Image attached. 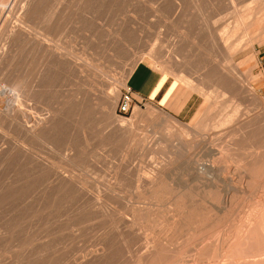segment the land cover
<instances>
[{"label": "rangeland", "instance_id": "1", "mask_svg": "<svg viewBox=\"0 0 264 264\" xmlns=\"http://www.w3.org/2000/svg\"><path fill=\"white\" fill-rule=\"evenodd\" d=\"M165 2L0 0V264H264V0Z\"/></svg>", "mask_w": 264, "mask_h": 264}, {"label": "crops", "instance_id": "2", "mask_svg": "<svg viewBox=\"0 0 264 264\" xmlns=\"http://www.w3.org/2000/svg\"><path fill=\"white\" fill-rule=\"evenodd\" d=\"M128 85L132 91L134 102H167L170 96L167 100L165 98L172 86L169 84V78H164L162 72L146 62L138 63L128 79Z\"/></svg>", "mask_w": 264, "mask_h": 264}, {"label": "bare ground", "instance_id": "3", "mask_svg": "<svg viewBox=\"0 0 264 264\" xmlns=\"http://www.w3.org/2000/svg\"><path fill=\"white\" fill-rule=\"evenodd\" d=\"M150 1H151V0H150ZM161 1H162V0H161ZM14 2H15V1H14ZM143 2H144V1H143ZM164 2H165V0H164ZM138 3H139V2H138ZM153 3H154V2H153ZM159 3H161V4H160L161 6L163 5L162 2H159ZM174 3H176L175 0H174ZM9 4H10V3H9ZM27 4H28V3H27ZM165 4H166V2H165ZM2 5H4V4H2ZM5 5H6V3H5ZM12 5H13V4H12ZM12 5H11V6H12ZM30 5H31V4H30ZM158 5H159V4H158ZM166 5H167V4H166ZM26 6H27V5H26ZM140 6H141V5H140ZM177 6H178V5H177ZM180 6H181V5H180ZM21 7H22V6H21ZM2 8H4V6H3ZM8 8H9V6H8ZM180 9H181V7H180ZM154 10H155V9H154ZM157 10H158V9H157ZM163 10H164V9H162L161 11H163ZM154 12H155V11H154ZM245 16H248V15H245ZM249 16H250V15H249ZM257 18H258V17H257ZM262 19H264V18H262ZM258 20H259V19H258ZM239 21H240V20H239ZM261 22H262V21H261ZM12 25H13V24H12ZM17 25H18V24H17ZM239 26H240V25H239ZM257 26H258V25H257ZM259 26H260V25H259ZM253 27H255V26H253ZM17 28H18V27H17ZM11 30H12V29H11ZM14 30H15V28H14ZM14 30H13V31H14ZM18 30H19V28H18ZM23 30H24V29H23ZM25 30H26V29H25ZM9 31H10V30H9ZM253 31H254V30H253ZM10 32H11V31H10ZM17 32H18V31H17ZM20 32H22V31H20ZM24 32H26V31H24ZM222 32H223V31H222ZM224 32H225V31H224ZM224 32H223L222 34L225 35ZM226 32H227V31H226ZM26 33L28 34V32H26ZM227 33H228V32H227ZM227 33H226V34H227ZM12 34H15V33L12 32ZM27 34H24V35H27ZM9 35H11V33H9ZM9 35H8V36H9ZM9 37H10V36H9ZM28 37H29V35H28ZM33 37H35V36H33ZM33 37H32V38H33ZM39 37H40V36H39ZM39 37H38V38H39ZM222 37H224V36H222ZM228 37H229V36H228ZM35 38H36V37H35ZM35 38H34V39H35ZM263 38H264V37H263ZM26 39H27V38H26ZM30 39H31V38H30ZM40 39H41V37H40ZM40 39H39V40H40ZM221 39H222V38H221ZM229 39H230V38H229ZM28 40H29V39H28ZM39 40H37V43H38ZM45 40H46V39L44 38L43 41H45ZM31 42H32V41H31ZM39 42H41V40H40ZM48 43H49V42H48ZM223 43H224V42H222V44H223ZM40 44H42V42H41ZM10 45H11V44H10ZM35 45H37V44L35 43ZM47 45H49V44H47ZM237 45H238V44H237ZM37 46H38V45H37ZM41 46H42V45H41ZM44 46H45V45H44ZM223 46H224V45H223ZM4 47H6L5 44H4ZM38 47H40V46H38ZM48 47H49V46H48ZM51 47L53 48V46H51ZM54 47H57V46H54ZM234 47L236 48V46H234ZM234 47H232V48H234ZM45 48H47V47H45ZM57 48H58V47H57ZM237 48H238V47H237ZM41 49H42V48H41ZM43 49H44V48H43ZM43 49H42V50H43ZM49 49H51V48H49ZM5 50H6V49H5ZM54 50H55V48H54ZM56 50H57V49H56ZM56 50H55V51H56ZM11 51H12V50H11ZM49 51H51V50H49ZM4 52H5V51H4ZM8 52H9V51H8ZM46 52H47V50H46ZM51 52H54V51H51ZM226 52H228V51H226ZM0 53H1V50H0ZM5 53H6V52H5ZM2 54H4V53L2 52ZM2 54H1V55H2ZM8 54H9V53H8ZM56 54H57V53H56ZM60 54H61V53H60ZM61 55H62V54H61ZM61 55H60V56H61ZM5 56H6V57H9V56L6 55V54H5ZM5 56H4V57H5ZM60 56H58V58H59ZM225 57H226V56H225ZM60 58H61V57H60ZM227 58H228V57H227ZM62 59H63V58H62ZM227 60H228V59H227ZM1 61H2V60H1ZM227 62H229V61H227ZM230 63H231V62H230ZM230 63H229V65H230ZM218 64H219V63H218ZM216 65H217V64H216ZM229 65H228V66H229ZM134 67H136V66H134ZM218 68H219V67H218ZM220 68H221V67H220ZM222 69H223V68H222ZM222 69H221V70H222ZM227 69H228V68H227ZM221 70H220V71H221ZM224 70H225V69H224ZM224 70H222V71H224ZM233 70L235 71L234 68H233ZM225 71H226V70H225ZM229 71H230V73H232L230 69H229ZM130 72H131V71H130ZM132 72H133V71H132ZM132 72H131V74H132ZM226 72H227V71H226ZM129 74H130V73H129ZM131 74H130V75H131ZM222 74H223V72H222ZM222 74H221V75H222ZM233 74H234V73H233ZM235 74H236V73H235ZM221 75H220V76H221ZM228 75H229V74H228ZM228 75H227V76H228ZM231 75H232V74H231ZM231 75H230L229 77H231ZM220 76H219V77H220ZM227 76L225 75V77H227ZM221 77H222V76H221ZM223 77H224V76H223ZM127 78H129V77H127ZM234 78H236V77H234ZM181 79H182V78H181ZM222 79H223V78H222ZM124 80H128V79H124ZM227 80H228V78H227ZM227 80H226L225 82H228V81H229V80H228V81H227ZM234 81H236V80L234 79ZM186 82H188V81H186ZM125 83H126V82H125ZM125 83H124V84H125ZM231 83H232V82H231ZM233 83H234V82H233ZM233 83L231 84V86L234 85ZM235 83L237 84V82H235ZM124 84H123V85H124ZM186 84H187V83H186ZM188 84H189V82H188ZM186 86H187V85H186ZM190 86H191V85H190ZM231 86H230V87H231ZM235 86H236V85H235ZM226 87H227V86H226ZM236 87H237V86H236ZM242 87H243V86H242ZM244 87H245V85H244ZM230 89H231V88H230ZM232 89L234 90V88H232ZM236 89H237V88H236ZM226 91H227V90H226ZM247 91H248V90H247ZM204 92H205V91H204ZM229 92H230V91H229ZM232 92H233V91H232ZM202 94H203V92H202ZM204 94H205V93H204ZM204 94H203V95H204ZM110 98H111V97H110ZM112 98H113V97H112ZM115 99H116V98H115ZM109 100H110V99H109ZM114 105H115V103H114ZM144 114H145V113H144ZM148 114H149V113H148ZM227 115H228V114H227ZM246 117H247V116H246ZM226 119H227V118H226ZM226 119H225V120H226ZM231 119H232V118H231ZM243 119H244V118H243ZM246 119H247V118H246ZM246 119H245V120H246ZM245 120H244V121H245ZM249 121H250V120H249ZM249 121H247V122H249ZM121 122H122V123H121ZM123 122H124V120H120V126H123V125H124ZM247 122H244V123H247ZM118 124H119V123H118ZM242 124H243V123H242ZM247 124L249 125L250 123H247ZM252 125H253V124H252ZM242 126H244V125H242ZM245 126H246V125H245ZM251 128H252V127H251ZM242 132H243V131H242ZM242 134H243V133H242ZM257 159H258V158H257ZM263 160H264V159H263ZM254 161H255V160H254ZM257 162H258V161H257ZM262 163H263V162H262ZM254 165H255V164H254ZM256 165H258V164H256ZM208 166H210V165H208ZM194 168H195V167H194ZM205 168H206V167H205ZM213 168H214V167H213ZM254 168H255V166H254ZM203 170H204V169H203ZM208 170H211V169H208ZM208 170H207V171H208ZM217 170H219V169H217ZM253 171H254V170H253ZM210 172H213V171H210ZM250 172H251V171H250ZM212 175H213V174H212ZM263 177H264V176H263ZM155 181H156V180H155ZM151 182H152V181H151ZM161 182H162V181H161ZM152 184H153V183H152ZM154 184H155V183H154ZM157 184H158V183H157ZM161 184H163V183H161ZM159 186H161V185H159ZM151 187H152V186H151ZM154 187H155V186H154ZM154 189H157V188H154ZM152 190H153V188H152ZM158 190H159V189H158ZM170 190H171V189H170ZM155 191H156V190H155ZM212 191H213V190H212ZM159 193H160V191H159ZM159 193H157V194H158V197H159V195H160ZM226 193H227V192H226ZM154 195H156V194H154ZM174 195H175V194H174ZM158 197H157V198H158ZM207 201H208V200H207ZM175 202H176V201H175ZM180 204H181V203H180ZM187 209H188V207H187ZM190 209H191V206L189 207V210H190ZM196 209H197V207H196ZM257 213H258V212H257ZM193 214H195V213H193ZM179 216H180V215H179ZM187 218H188V217H187ZM255 218L258 219L259 217H255ZM259 220H260V219H259ZM251 222H252V221H251ZM255 222H256V224L258 223L256 220H255ZM179 223H180V222H179ZM253 224H254V223H253ZM197 225H198V224H197ZM262 225H263V224H262ZM258 226H260V225H258ZM258 226H257V227H258ZM260 227H261V226H260ZM263 227H264V226H263ZM244 228H245V227H244ZM133 232H134V231H133ZM224 232H225V231H224ZM218 234H219V233H218ZM222 235H223V234H222ZM242 235H243V234H242ZM224 236H225V235H224ZM199 238H201V237H199ZM208 240H209V239H208ZM223 240H224V239H223ZM246 240H247V239H246ZM223 243H224V242H223ZM259 243H260V242H259ZM233 244H234V243H233ZM249 244H250V243H249ZM211 245H212V244H211ZM222 245H223V244H222ZM193 247H194V246H193ZM260 247H262V246H260ZM213 248H214V247H213ZM254 248H255V247H254ZM156 249H157V248H156ZM166 250H167V249H166ZM192 251H193V250H192ZM201 254H202V253H201ZM262 254H264V253H262ZM183 256H184V255H183ZM187 256H188V255H187ZM147 257H148V256H147ZM185 257H186V256H185ZM201 257H202V256H201ZM175 258H176V257H175ZM208 258H210V257H208ZM229 258H230V257H229ZM255 258H256V257H255ZM259 258H261V257H259ZM180 259H181V258H180ZM200 259H201V258H200ZM200 259H199V260H200ZM214 259H215V258H214ZM231 259H232V258H231ZM241 259H242V258H241ZM249 259H250V257H249ZM145 260H146V259H145ZM201 260H203V259H201ZM204 260H205V259H204ZM229 260H230V259H229ZM237 260H238V259H237ZM164 261H165V260H164ZM185 261H186V259H185ZM214 261H215V260H214ZM216 261H217V260H216ZM227 261H228V260H226V262H227ZM235 261H236V260H235ZM162 262H163V261H162ZM180 262H181V261H180ZM182 262H184V257H183ZM198 262H200V261H198ZM202 262H203V261H202ZM202 262H200V263H202ZM208 262H209V261H208ZM218 262H220V261H218ZM163 263H164V262H163ZM175 263H176V262H175ZM175 263H174V264H175ZM178 263H179V262H178ZM187 263H188V262H187ZM194 263H196V261H194ZM213 263H214V262H213ZM224 263H225V262H224ZM224 263H223V264H224ZM184 264H185V263H184ZM190 264H191V263H190ZM211 264H212V263H211ZM215 264H216V263H215ZM259 264H262V263H259Z\"/></svg>", "mask_w": 264, "mask_h": 264}, {"label": "built area", "instance_id": "4", "mask_svg": "<svg viewBox=\"0 0 264 264\" xmlns=\"http://www.w3.org/2000/svg\"><path fill=\"white\" fill-rule=\"evenodd\" d=\"M134 102V97L130 88L122 92L120 100L118 102L117 111L119 114H127Z\"/></svg>", "mask_w": 264, "mask_h": 264}]
</instances>
